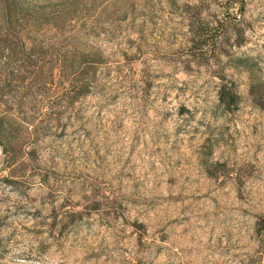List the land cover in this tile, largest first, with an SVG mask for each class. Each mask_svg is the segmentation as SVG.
<instances>
[{
	"label": "rangeland",
	"instance_id": "1",
	"mask_svg": "<svg viewBox=\"0 0 264 264\" xmlns=\"http://www.w3.org/2000/svg\"><path fill=\"white\" fill-rule=\"evenodd\" d=\"M24 2L0 264H264V0Z\"/></svg>",
	"mask_w": 264,
	"mask_h": 264
},
{
	"label": "trees",
	"instance_id": "2",
	"mask_svg": "<svg viewBox=\"0 0 264 264\" xmlns=\"http://www.w3.org/2000/svg\"><path fill=\"white\" fill-rule=\"evenodd\" d=\"M10 1H11V5H12L11 7H13L14 10H15V12H14V18L16 16H18V15L24 14V12L27 11V8L24 7V3H25L24 0H10ZM5 14H6L5 15V18H6L5 22L6 23H9L10 18H12L13 16H10L8 13H5ZM236 97H237L236 95L230 97V99L232 101L231 103H234L235 102ZM7 136H8V134H6L5 128L3 127L2 124H0V137L1 138H5Z\"/></svg>",
	"mask_w": 264,
	"mask_h": 264
}]
</instances>
